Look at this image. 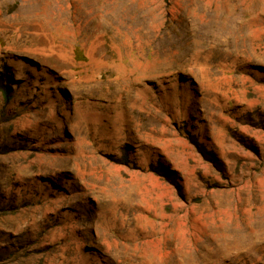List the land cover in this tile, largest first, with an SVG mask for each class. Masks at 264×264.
I'll use <instances>...</instances> for the list:
<instances>
[{
	"label": "rangeland",
	"instance_id": "374dc122",
	"mask_svg": "<svg viewBox=\"0 0 264 264\" xmlns=\"http://www.w3.org/2000/svg\"><path fill=\"white\" fill-rule=\"evenodd\" d=\"M0 264H264V0H0Z\"/></svg>",
	"mask_w": 264,
	"mask_h": 264
},
{
	"label": "trees",
	"instance_id": "16d2710c",
	"mask_svg": "<svg viewBox=\"0 0 264 264\" xmlns=\"http://www.w3.org/2000/svg\"><path fill=\"white\" fill-rule=\"evenodd\" d=\"M1 79L2 78H0V89H1L2 94L4 95V97L6 99H8L9 98V88L7 86H4V84H3Z\"/></svg>",
	"mask_w": 264,
	"mask_h": 264
}]
</instances>
